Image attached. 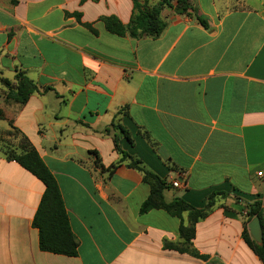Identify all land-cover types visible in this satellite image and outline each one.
Masks as SVG:
<instances>
[{"label": "crops", "instance_id": "crops-1", "mask_svg": "<svg viewBox=\"0 0 264 264\" xmlns=\"http://www.w3.org/2000/svg\"><path fill=\"white\" fill-rule=\"evenodd\" d=\"M193 6L207 27L165 8L158 38L133 39L100 21L127 25L132 0H0V264H263L243 234L264 201V0ZM18 71L42 91L25 104L6 100ZM22 139L57 180L75 257L40 249L45 186L7 158ZM131 160L167 202L204 209L216 194L189 248L179 218L140 213L151 188Z\"/></svg>", "mask_w": 264, "mask_h": 264}, {"label": "trees", "instance_id": "trees-1", "mask_svg": "<svg viewBox=\"0 0 264 264\" xmlns=\"http://www.w3.org/2000/svg\"><path fill=\"white\" fill-rule=\"evenodd\" d=\"M86 1L88 0H82V3ZM92 1L96 2L98 0ZM132 3L133 12L127 25L123 24L116 16L101 17L100 21L103 22L109 33L120 37L129 36L133 39L144 37L158 38L166 29V23L161 17L165 8H172L180 15H194L201 25L204 27L208 26L207 20L197 15L193 0H158L153 5L149 4L147 0H132ZM72 16L81 22V14L74 13ZM83 26L94 34L97 33L91 24L85 23ZM15 81L16 84L10 86L8 80H3L8 88L6 100L25 104L33 94L42 92L40 87L21 71L17 72ZM48 90L50 88L44 89L43 92ZM21 147L23 149L21 154H16L12 151L7 152V158L17 162L45 186L44 195L33 221V226L39 230L40 249L57 255L77 256L79 243L71 229L69 215L57 180L44 163L40 154L30 146L27 140L22 139ZM128 157L127 155L124 156L125 159ZM130 166L143 173L144 182L149 184L151 188L150 195L142 204L140 213L146 214L152 210H162L172 217L179 218L181 220L179 234L181 239H183L184 245L189 248L195 238L196 225L211 212L216 194L209 197L204 209H197L180 198L167 202L164 192L168 185L165 180L145 170L138 161L131 160ZM223 196L226 197V195ZM184 213L189 215L188 225H184ZM263 214L264 201L257 200L247 204V224L256 216L262 218ZM243 235L247 245L264 264V232L262 245L257 244L252 239L248 228L245 229Z\"/></svg>", "mask_w": 264, "mask_h": 264}, {"label": "water", "instance_id": "water-1", "mask_svg": "<svg viewBox=\"0 0 264 264\" xmlns=\"http://www.w3.org/2000/svg\"><path fill=\"white\" fill-rule=\"evenodd\" d=\"M252 239L259 245L263 244L264 232V214L261 217L256 216L248 225Z\"/></svg>", "mask_w": 264, "mask_h": 264}, {"label": "built area", "instance_id": "built-area-1", "mask_svg": "<svg viewBox=\"0 0 264 264\" xmlns=\"http://www.w3.org/2000/svg\"><path fill=\"white\" fill-rule=\"evenodd\" d=\"M258 175L262 176V173H259ZM171 184H172V187L175 189H181L182 188V181L174 180L171 182Z\"/></svg>", "mask_w": 264, "mask_h": 264}]
</instances>
